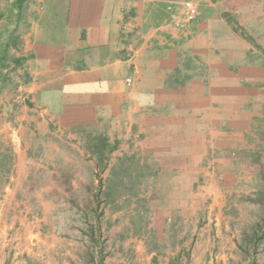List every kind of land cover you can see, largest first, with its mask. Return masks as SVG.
I'll use <instances>...</instances> for the list:
<instances>
[{
  "label": "rangeland",
  "instance_id": "rangeland-1",
  "mask_svg": "<svg viewBox=\"0 0 264 264\" xmlns=\"http://www.w3.org/2000/svg\"><path fill=\"white\" fill-rule=\"evenodd\" d=\"M29 1L20 9L13 1L0 20V264H258L264 250V0L211 3L213 11L204 9L203 16L201 9L188 34H178L185 43L193 26L206 25L208 33L212 27L220 62L185 58L172 86L198 75L210 85L217 72L229 74L224 88L237 96L235 121L250 123L259 140L252 153L210 148L207 160L196 162L195 178L182 180L162 174L148 153L158 148L132 129L111 140L62 138L63 153L55 156L35 142L36 132L34 138L26 130L27 80L18 55L21 32L34 15ZM181 21L177 16L173 26ZM186 186L193 195L201 187L211 194L229 190L228 202L222 207L214 193L203 205L195 197L186 204L178 195Z\"/></svg>",
  "mask_w": 264,
  "mask_h": 264
},
{
  "label": "crops",
  "instance_id": "crops-1",
  "mask_svg": "<svg viewBox=\"0 0 264 264\" xmlns=\"http://www.w3.org/2000/svg\"><path fill=\"white\" fill-rule=\"evenodd\" d=\"M13 1L0 0V20ZM186 1L199 2L203 16L204 9L212 10L211 3L214 8L223 3L30 0L34 15L21 32L18 55L23 58L27 80L26 130L34 138L36 132L39 140L35 142L46 145V151L55 156L64 146L62 138L101 135L111 140L132 129L143 143L153 141L159 152L148 153L161 163L162 174L168 171L175 180L195 178L196 162L204 163L210 148L216 153L222 148L254 152L259 143L255 130L250 123L237 124L232 105L237 96L224 88L232 79H227L229 74L218 77L217 72L210 85L198 75L172 86L183 70V59L197 57L208 66L220 62L212 46V27L208 33L206 25L202 29L198 24L191 28L193 35L187 42L179 40L168 7ZM219 123L230 131L224 132ZM18 154L24 152L18 150ZM196 170L203 173V169ZM201 189L193 195L186 186L178 195L187 198L186 204L195 197V203L203 205L215 192ZM227 192L216 191L214 201L225 207ZM258 264H264V250Z\"/></svg>",
  "mask_w": 264,
  "mask_h": 264
},
{
  "label": "built area",
  "instance_id": "built-area-1",
  "mask_svg": "<svg viewBox=\"0 0 264 264\" xmlns=\"http://www.w3.org/2000/svg\"><path fill=\"white\" fill-rule=\"evenodd\" d=\"M171 13V21L175 23V18L181 16V22L174 24V28L177 29L178 33L183 37L188 34V26L196 21L200 17V9L195 1H186L182 4H175L174 6L168 7ZM127 84L131 83L130 79L126 80Z\"/></svg>",
  "mask_w": 264,
  "mask_h": 264
},
{
  "label": "trees",
  "instance_id": "trees-1",
  "mask_svg": "<svg viewBox=\"0 0 264 264\" xmlns=\"http://www.w3.org/2000/svg\"><path fill=\"white\" fill-rule=\"evenodd\" d=\"M21 1L22 0H16L15 1L16 7H18V9H20V7H21Z\"/></svg>",
  "mask_w": 264,
  "mask_h": 264
}]
</instances>
